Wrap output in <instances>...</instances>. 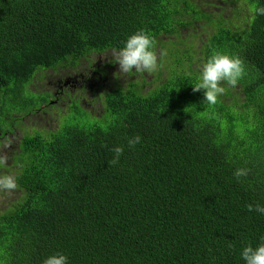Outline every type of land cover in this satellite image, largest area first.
Masks as SVG:
<instances>
[{
	"label": "trees",
	"instance_id": "16d2710c",
	"mask_svg": "<svg viewBox=\"0 0 264 264\" xmlns=\"http://www.w3.org/2000/svg\"><path fill=\"white\" fill-rule=\"evenodd\" d=\"M201 2L0 0V147L22 132L0 166L18 183L0 205V264L57 254L68 264H245L242 250L264 243V214L247 208L264 206V0H231L247 12L225 16ZM197 24L210 28L199 48L176 47L171 38ZM139 30L174 56L164 80L158 56L155 88L144 93L141 80L104 93L92 121L76 101L79 116L58 129H21L56 99L31 90L36 76L91 63ZM214 52L242 59L246 74L209 105L193 86Z\"/></svg>",
	"mask_w": 264,
	"mask_h": 264
},
{
	"label": "rangeland",
	"instance_id": "374dc122",
	"mask_svg": "<svg viewBox=\"0 0 264 264\" xmlns=\"http://www.w3.org/2000/svg\"><path fill=\"white\" fill-rule=\"evenodd\" d=\"M201 1V3L204 4L205 10L214 15L220 13H222L223 16L230 15L233 7L239 10L241 14H246L247 12L246 8L243 6L231 5V3H229L231 0H225L227 2L226 4L223 2L224 0ZM209 30V27H203L201 24H197L190 30L181 31L178 39L171 38V40L177 42L176 47H179L180 42V47L184 46L186 52H189L190 47L195 46L196 49L199 48L201 41L206 38ZM162 39L163 41H168L167 38ZM168 47V43L163 45L166 55L161 56V59L159 57L160 61H164L162 62L163 69L161 68L160 80H164L166 76V70H164V66L166 65L165 61L168 59L172 62V57H174L169 54ZM158 56L160 55L158 54ZM196 57H198V55ZM90 61L91 63L79 61L75 69H65L58 73L47 71L44 72L41 78L36 76L30 87L31 90L34 92L49 91L56 96V99H51V104L53 106H44L47 110L43 109L36 111L32 115L23 116L20 122L21 129H27L32 134L34 130L45 133L46 131L58 129L60 124L63 126L65 123H69L79 116L76 111H73L74 108L72 103L76 101H78L77 103L84 110L89 112L90 115H87V118L89 121H92L98 118L102 113L104 93L111 92L116 88H126L130 83L133 84L135 82L134 84H137L138 82L136 81L141 80L146 83L143 92L147 93L149 90L155 88L157 86L156 83L160 81L157 78L158 71H160L159 69L152 74L136 72L119 74V65L114 64L113 55L110 51L94 56ZM197 65L198 64H196L194 68L197 67ZM94 72L102 74L101 80L98 79L97 74ZM81 74L85 76V80H82V83L86 86L83 91H80L76 86V82H74L76 79H79ZM64 81L73 83L74 87H70L69 85L63 86ZM21 133L22 132L19 130H15L7 139L2 140L0 155L7 156V164L5 167L11 164L10 158L12 156V148L15 145L16 136H19ZM11 196L12 192L3 191V194H0V205L6 203Z\"/></svg>",
	"mask_w": 264,
	"mask_h": 264
},
{
	"label": "clouds",
	"instance_id": "9594fccd",
	"mask_svg": "<svg viewBox=\"0 0 264 264\" xmlns=\"http://www.w3.org/2000/svg\"><path fill=\"white\" fill-rule=\"evenodd\" d=\"M258 15H264V8L257 9ZM156 41L151 34L139 30L131 35L125 42V46L119 50L113 49L112 55L114 64L119 65V74L147 73L152 74L158 71L161 65L158 63V54L155 50ZM163 53H160L162 56ZM135 70V71H133ZM246 74L245 64L239 57H230L227 54L214 52V54L203 65L199 82L193 86L194 92L204 90L205 102L215 105L218 97L225 94L228 86L235 88L240 79ZM141 142L140 136L128 140V147L134 148ZM114 158L110 161L111 166L119 163L124 152L122 146L111 149ZM7 156L0 155V166H6ZM248 169H237L234 175L237 179L248 175ZM18 188L17 179L14 175H0V191L11 193ZM249 211H256L264 214V206L257 204L255 208L247 205ZM242 258L245 264H264V243L256 248L247 246L242 250ZM43 264H68V258L63 254H57L43 261Z\"/></svg>",
	"mask_w": 264,
	"mask_h": 264
},
{
	"label": "flooded vegetation",
	"instance_id": "af4514ba",
	"mask_svg": "<svg viewBox=\"0 0 264 264\" xmlns=\"http://www.w3.org/2000/svg\"><path fill=\"white\" fill-rule=\"evenodd\" d=\"M95 74H97V76H98V79H100L101 80V78H102V74L101 73H99V72H94ZM82 80H85V76L83 75V74H81L80 76H79V79H76L74 82H76V86L79 88V90L80 91H83L84 89H85V84H83L82 83ZM71 82H67V81H64L63 82V86H66V85H69L70 87H74L73 86V83H71ZM60 88H61V86H60ZM61 90H62V88H61Z\"/></svg>",
	"mask_w": 264,
	"mask_h": 264
}]
</instances>
